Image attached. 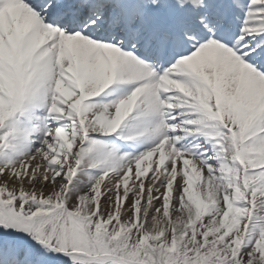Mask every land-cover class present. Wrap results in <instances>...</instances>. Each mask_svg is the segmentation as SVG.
Listing matches in <instances>:
<instances>
[{"label":"snow or ice","instance_id":"snow-or-ice-1","mask_svg":"<svg viewBox=\"0 0 264 264\" xmlns=\"http://www.w3.org/2000/svg\"><path fill=\"white\" fill-rule=\"evenodd\" d=\"M0 264H264V0H0Z\"/></svg>","mask_w":264,"mask_h":264}]
</instances>
